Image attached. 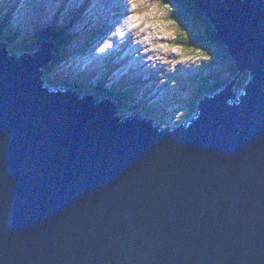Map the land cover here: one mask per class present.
I'll use <instances>...</instances> for the list:
<instances>
[{
	"label": "water",
	"instance_id": "water-1",
	"mask_svg": "<svg viewBox=\"0 0 264 264\" xmlns=\"http://www.w3.org/2000/svg\"><path fill=\"white\" fill-rule=\"evenodd\" d=\"M192 1L239 73L188 127L49 91L51 45L0 46V264H264V1Z\"/></svg>",
	"mask_w": 264,
	"mask_h": 264
},
{
	"label": "rangeland",
	"instance_id": "rangeland-1",
	"mask_svg": "<svg viewBox=\"0 0 264 264\" xmlns=\"http://www.w3.org/2000/svg\"><path fill=\"white\" fill-rule=\"evenodd\" d=\"M15 1H16V6L19 8L20 11H22L21 9L23 5H25L26 8L33 9V4L31 0H15ZM59 1L60 0H49V3L52 6L56 7ZM99 1L100 0H96L95 2H99ZM95 2L93 4V8L97 6ZM7 3H9L10 6L14 7V3H12L10 0H8ZM29 4H31L32 7L29 6ZM168 8L169 7H166V6L164 7L161 5V0H129L127 9L129 11L138 10L139 12L136 15H134L133 13L132 16L126 17V23H127L126 26L129 28H136V30L138 31V34H140V32H144L143 34L144 38L136 42L138 46L137 49L139 50L137 55L139 56L146 51H154L155 52L154 54H157L158 57L152 58V60H157V59L159 60V61L157 60L159 65L158 66L156 65V67H153V68L144 67L143 69L137 70V74L138 72L143 73L142 76L138 74L140 76V84L136 86L138 88V91L136 93L137 97L144 98L149 108L155 107L156 105L158 107H161L162 102H167L168 104L165 105L164 112H162L158 116L162 120V122L159 123V127L177 128L182 123L190 122L192 118L196 115V113H198L197 106L202 100V98L212 96L211 90L204 91L206 93L205 97H202V95L204 94L203 92L201 93V95H199L197 93L195 85L194 84L192 85L191 81L194 82L195 80H198L201 77H208L211 75L212 72L215 71V69H211L213 68V66L211 65L207 66V63L211 60L212 57L208 58L202 52H197L196 55H191L190 50H185L179 47L180 45L173 47V45L176 43L175 41L176 38L180 40L179 42H182V40L183 41L186 40L188 34H184V32L181 31L176 25V23L170 18L172 14L169 12ZM3 10L4 8L0 9V12H2ZM92 13L94 14V20H95L97 18L96 8L93 10ZM11 20L15 21L17 23L16 25H18L20 29L22 28L24 29L22 19L15 20L14 18H11ZM139 24H142V25H139ZM107 25L114 26L113 22H108ZM118 28L120 27L118 26ZM133 32L134 31L131 30L130 36L134 35ZM109 36L111 38H114L113 34H110ZM3 39L4 38L0 36V40L3 41ZM106 39H108L107 36H103L102 38H100L99 42L101 44L98 47L99 51H102V49L109 50V48H111V44H108L106 42ZM76 40L78 41L79 38ZM146 43L149 44V47L144 51H140L143 47L146 46ZM30 46L32 47L31 44H28L29 48ZM72 47H73V43L69 47L68 53L71 51ZM38 49L34 50L30 54H25V55H33L38 51ZM114 53L116 52L112 50L111 55ZM22 55H18V56L21 57ZM117 56H119V54H117ZM20 57H18L16 60H18ZM113 61L117 62V60H113ZM49 62L45 66L40 67L39 68L40 70L39 69L38 70L42 72L44 68L49 67L50 65ZM107 63H109V61ZM122 63H124V61H122ZM152 63L154 64V62ZM74 67H75V64L71 61H66L61 66H60V63L55 64L53 67V73H51L50 75L53 76V78H55V81L58 84L61 81L60 73L58 72V70L60 68L68 69V68H74ZM150 70H152L151 73L148 72ZM224 71L228 73L232 70H231V67L227 66L226 64ZM236 72L238 75V70H236ZM62 74L68 75L70 73L69 71L65 70L61 73V75ZM43 75H44V72L40 74V80H42L41 77ZM47 75L48 74L46 73V76ZM165 76L167 78L163 79ZM217 76L219 75L217 74ZM192 79H195V80H192ZM232 81H228L227 86H229ZM121 84L122 85L119 88H117V90L121 88L123 89L124 87L127 88V86L125 85L126 84L125 82ZM215 85L216 84H214L212 79L206 82V86L208 88L209 87L212 88V86H215ZM57 89L60 90L61 88H57ZM86 96L88 95H84L83 97H86ZM137 97L133 96L132 98L136 99ZM155 98L156 99L159 98L160 102L158 100L155 101ZM121 99L122 98H118V97L117 99H115L118 102V103H115V107H116L115 109L117 110V112H118V109H120L119 104L122 105L123 103ZM193 101H194V103L192 104L193 112L187 113V110L190 107L191 102ZM137 105L139 106L138 103H136V106ZM136 106H135V109H137V111L138 110L141 111V109ZM140 111H138V113H140ZM136 113H137L136 111L132 110V112L129 115L131 117V116L137 115ZM122 114L123 112L119 110L118 116L123 117V118L129 116V115H124V114L122 115ZM176 120H178L179 122V125H177V127H176Z\"/></svg>",
	"mask_w": 264,
	"mask_h": 264
},
{
	"label": "trees",
	"instance_id": "trees-1",
	"mask_svg": "<svg viewBox=\"0 0 264 264\" xmlns=\"http://www.w3.org/2000/svg\"><path fill=\"white\" fill-rule=\"evenodd\" d=\"M161 5L169 7V12L172 14L170 18L176 23L181 31L185 32L184 34H188L186 40H182V42H178V40H176L177 44L175 43L173 46L180 45L181 48L190 50L192 55L196 54V52H202L206 57H212L211 62H214L215 65H213V68L211 69H215L214 72H216L219 77L221 76V84L226 85L228 81H232L237 75L235 68H232L231 66L232 71L228 73L224 71V68L226 67V64L227 66H229V63L232 65L233 60L228 55L226 48L217 41L216 32L211 27V23L205 18L203 14L197 11V9L194 7L193 1L161 0ZM8 16L9 15H6L3 19H0V36H2L4 38L3 41L9 45V56L30 54L31 46L30 48L28 46L25 48L24 45H28L33 41H35L37 44L43 41H47L48 43L55 42L52 51L54 57L51 60L49 67H46L42 70L44 72V75L41 77L42 81H48V79L53 77L50 75V71L53 69L54 65L59 64L61 60L65 58L64 49L69 43V40H71L72 36L68 34V31L64 33L57 27L51 28L50 26L42 27L38 29V31L26 32L23 30V28L20 29L18 25L13 23L10 24V19ZM11 48H13V50ZM214 72H212L208 77H201L198 80L194 79V82L197 85V93L199 95L202 92L205 94L204 91L207 88V81L212 79L214 83H217L218 78L214 77ZM46 73L50 76H46ZM76 82L78 83V80ZM221 84L218 85L221 86ZM218 85L216 86L217 88H219ZM224 85H222L220 88H222ZM117 88L118 87H116V90L112 92L113 96L116 98H122L121 100L124 101L125 106L128 107L123 108V106L120 105L119 110L123 112V114L125 112H129L130 110H135V104L132 101V97L136 96V94L131 90H127L128 88L125 87L124 89L121 88L118 90ZM140 105L141 107L138 108H140L142 112L145 113L144 116L153 117V113L155 112H152L151 115H148L147 111L150 109L145 107V102L140 103ZM192 108L193 106L190 109V113L192 112ZM157 112L159 111L157 110Z\"/></svg>",
	"mask_w": 264,
	"mask_h": 264
},
{
	"label": "bare ground",
	"instance_id": "bare-ground-1",
	"mask_svg": "<svg viewBox=\"0 0 264 264\" xmlns=\"http://www.w3.org/2000/svg\"><path fill=\"white\" fill-rule=\"evenodd\" d=\"M164 6V5H163ZM165 7V6H164ZM259 11H261V10H259ZM123 14L126 16V17H128V16H132L133 15V10H130V11H128V12H123ZM134 31V30H133ZM130 33H131V31H129ZM185 33V32H184ZM133 34H134V32H133ZM131 37L133 38V39H135L134 38V35H131ZM53 43V45H55V42H52ZM124 46H126V47H128L129 45L126 43V44H123ZM149 47V44L148 43H146V46L145 47H143L142 49H141V51H144V50H146L147 48ZM133 51H137V52H139V50L137 49V48H135V49H133ZM118 52V51H117ZM147 53H151V54H153V53H155L154 51H146L145 52V54H147ZM129 59V55H127V56H121V62H118L117 63V67H121L122 65H123V63H122V61H124V63H126L127 62V60ZM147 72V71H146ZM212 96H215V94H212ZM112 103H114V102H112ZM115 104V103H114ZM144 118L146 119V120H148V121H156V122H158V123H161L162 122V120L157 116V115H155V113H153V117H148V116H144Z\"/></svg>",
	"mask_w": 264,
	"mask_h": 264
}]
</instances>
